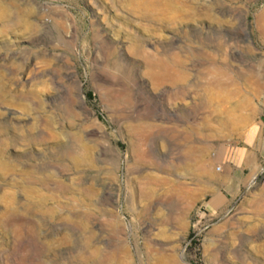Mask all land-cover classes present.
<instances>
[{
	"label": "rangeland",
	"instance_id": "obj_1",
	"mask_svg": "<svg viewBox=\"0 0 264 264\" xmlns=\"http://www.w3.org/2000/svg\"><path fill=\"white\" fill-rule=\"evenodd\" d=\"M0 264H264V0H0Z\"/></svg>",
	"mask_w": 264,
	"mask_h": 264
},
{
	"label": "crops",
	"instance_id": "obj_2",
	"mask_svg": "<svg viewBox=\"0 0 264 264\" xmlns=\"http://www.w3.org/2000/svg\"><path fill=\"white\" fill-rule=\"evenodd\" d=\"M257 157V149H249L246 147L237 148L228 155V159L223 164L226 168L228 165L234 163L238 167H243V169L254 170L258 164ZM236 173L232 175L231 170H225L223 177L225 184L222 187L220 186L219 180H217L215 192L208 202V207L211 211L225 210L241 187L248 185L251 181L250 175H244V173L237 171Z\"/></svg>",
	"mask_w": 264,
	"mask_h": 264
}]
</instances>
